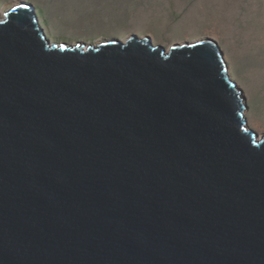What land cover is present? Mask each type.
I'll return each instance as SVG.
<instances>
[{"label":"water","instance_id":"water-1","mask_svg":"<svg viewBox=\"0 0 264 264\" xmlns=\"http://www.w3.org/2000/svg\"><path fill=\"white\" fill-rule=\"evenodd\" d=\"M210 38L51 42L0 12V264H264V134Z\"/></svg>","mask_w":264,"mask_h":264},{"label":"rangeland","instance_id":"rangeland-1","mask_svg":"<svg viewBox=\"0 0 264 264\" xmlns=\"http://www.w3.org/2000/svg\"><path fill=\"white\" fill-rule=\"evenodd\" d=\"M17 1L33 6L54 43L96 45L135 34L168 50L214 39L245 97L246 124L264 134V0H0L1 15Z\"/></svg>","mask_w":264,"mask_h":264},{"label":"bare ground","instance_id":"bare-ground-1","mask_svg":"<svg viewBox=\"0 0 264 264\" xmlns=\"http://www.w3.org/2000/svg\"><path fill=\"white\" fill-rule=\"evenodd\" d=\"M181 44H183V43H181ZM238 85V84H237ZM264 131V130H263ZM262 130H260L259 132H263Z\"/></svg>","mask_w":264,"mask_h":264}]
</instances>
